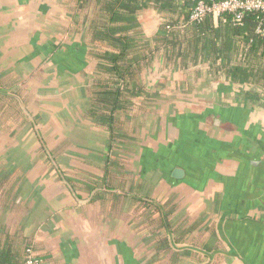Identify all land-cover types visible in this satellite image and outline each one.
<instances>
[{
    "label": "crops",
    "instance_id": "obj_1",
    "mask_svg": "<svg viewBox=\"0 0 264 264\" xmlns=\"http://www.w3.org/2000/svg\"><path fill=\"white\" fill-rule=\"evenodd\" d=\"M60 1L0 0L2 242L43 264H264V90L153 52L113 140Z\"/></svg>",
    "mask_w": 264,
    "mask_h": 264
},
{
    "label": "trees",
    "instance_id": "obj_2",
    "mask_svg": "<svg viewBox=\"0 0 264 264\" xmlns=\"http://www.w3.org/2000/svg\"><path fill=\"white\" fill-rule=\"evenodd\" d=\"M60 3L72 26L68 33L83 35L89 41L90 56L97 64L93 114L98 125L110 131L113 140L122 134L120 117L127 116L136 98L148 96L142 72L153 52L164 54L165 62L174 69H191L197 75L196 81L206 77L198 75L205 72L208 80L223 79L264 90V36L256 34L254 16L242 23L215 16L191 22L189 0ZM152 9L161 14V20L150 38L144 30V16ZM30 243L20 253L14 244L7 245L0 239V264H25Z\"/></svg>",
    "mask_w": 264,
    "mask_h": 264
},
{
    "label": "built area",
    "instance_id": "obj_3",
    "mask_svg": "<svg viewBox=\"0 0 264 264\" xmlns=\"http://www.w3.org/2000/svg\"><path fill=\"white\" fill-rule=\"evenodd\" d=\"M191 22L203 20L207 16H215L219 20L230 18L232 22L242 23L249 16H254L256 34L264 36V0H189ZM25 264H43L32 245L26 252Z\"/></svg>",
    "mask_w": 264,
    "mask_h": 264
},
{
    "label": "rangeland",
    "instance_id": "obj_4",
    "mask_svg": "<svg viewBox=\"0 0 264 264\" xmlns=\"http://www.w3.org/2000/svg\"><path fill=\"white\" fill-rule=\"evenodd\" d=\"M51 2H52V4H54V6H55V8H56V6H58L59 4H57L56 3V0H50ZM60 6V5H59ZM61 7V6H60ZM58 8V7H57ZM63 10H66V9H63ZM58 12L60 11V9H58L57 10ZM67 29H69V28H71L72 29V26L71 25H69L68 24V27H66ZM65 28V30H63V33H64V31H67V29ZM73 28H75L74 27V25H73ZM11 30V32L14 34L15 32H16V30H17V27H14V28H12V29H10ZM18 30H19V28H18ZM18 32V31H17ZM66 33V32H65ZM21 34V33H20ZM70 34V33H69ZM71 35V34H70ZM148 83H150L149 81H151V79L148 77ZM186 80V79H185Z\"/></svg>",
    "mask_w": 264,
    "mask_h": 264
}]
</instances>
